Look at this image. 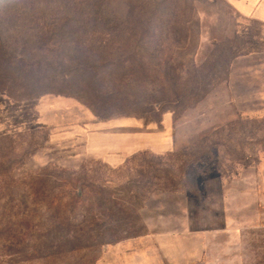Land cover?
I'll use <instances>...</instances> for the list:
<instances>
[{
    "label": "rangeland",
    "instance_id": "1",
    "mask_svg": "<svg viewBox=\"0 0 264 264\" xmlns=\"http://www.w3.org/2000/svg\"><path fill=\"white\" fill-rule=\"evenodd\" d=\"M0 98L71 99L101 144L168 116L170 142L113 166L62 132L81 109L0 136V264H110L161 231L198 237L191 264H264V25L225 0H0Z\"/></svg>",
    "mask_w": 264,
    "mask_h": 264
},
{
    "label": "crops",
    "instance_id": "2",
    "mask_svg": "<svg viewBox=\"0 0 264 264\" xmlns=\"http://www.w3.org/2000/svg\"><path fill=\"white\" fill-rule=\"evenodd\" d=\"M225 2L239 16L264 25V0H225ZM0 100V136L19 133L28 126H30L29 130L37 128L54 129L58 128L57 126L62 122V132L73 134V140L82 141L89 151L101 155L107 163L113 166L123 164L129 156L140 150H152L160 153L167 151L170 146L166 131L169 124L168 116L162 120V127L165 129L154 132L155 134L148 132L151 130L149 127H146L147 131L144 127L134 131L135 121L128 119L125 123L128 129L123 131L124 134H122L123 137L119 144L116 141L112 143L110 138L108 142L101 144L98 139L105 126L95 120L91 114L83 111L71 99L64 102L45 99L27 105L21 101L11 102L1 98ZM42 109L49 111L50 118L43 115ZM77 109H81V114L79 117L75 115V119L70 118L58 122V118L54 117L59 115L57 110H65L62 116H67V114H77L75 113ZM68 111L70 113H67ZM108 130L107 134L111 136L112 131H110L111 129ZM116 132V130L113 131V135L116 136ZM183 239L198 241V237L191 234L183 236L179 233H167L165 231L150 233L145 238L127 240L116 246L115 259H112L110 264H183L184 258V264H191L201 260L196 252L190 254L186 250L183 251L181 246ZM101 264L104 263L101 262Z\"/></svg>",
    "mask_w": 264,
    "mask_h": 264
},
{
    "label": "trees",
    "instance_id": "3",
    "mask_svg": "<svg viewBox=\"0 0 264 264\" xmlns=\"http://www.w3.org/2000/svg\"><path fill=\"white\" fill-rule=\"evenodd\" d=\"M9 239H10V243H12V241H13V236H9Z\"/></svg>",
    "mask_w": 264,
    "mask_h": 264
}]
</instances>
